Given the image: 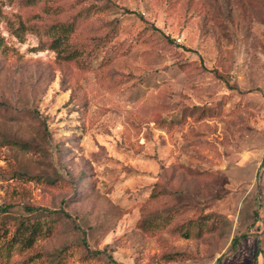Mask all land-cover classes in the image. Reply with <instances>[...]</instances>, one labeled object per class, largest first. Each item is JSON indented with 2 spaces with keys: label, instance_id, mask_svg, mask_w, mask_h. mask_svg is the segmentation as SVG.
<instances>
[{
  "label": "rangeland",
  "instance_id": "374dc122",
  "mask_svg": "<svg viewBox=\"0 0 264 264\" xmlns=\"http://www.w3.org/2000/svg\"><path fill=\"white\" fill-rule=\"evenodd\" d=\"M263 156L264 0H0V264H264Z\"/></svg>",
  "mask_w": 264,
  "mask_h": 264
},
{
  "label": "trees",
  "instance_id": "16d2710c",
  "mask_svg": "<svg viewBox=\"0 0 264 264\" xmlns=\"http://www.w3.org/2000/svg\"><path fill=\"white\" fill-rule=\"evenodd\" d=\"M73 23H57V25H54V29L56 30L58 36L55 38V41H58L60 43V40L66 41L68 38V35L73 30ZM66 44V42H65ZM76 53V51H72ZM71 54H68V56ZM264 163V156L261 161V165ZM12 169H14V172H16L15 165H11ZM154 194H150L149 197L153 196ZM33 209V208H30ZM48 212H53L50 210H46ZM57 213V212H55ZM208 217L209 216H202L201 219L197 220L196 222L189 220L186 222V225L184 226L186 232L184 234L185 238H189L190 234L192 232H188V229H191L194 227V230L197 231V233H201L203 230H205L208 226ZM171 222V218L168 215H155L152 220H149L146 224H144L142 227L144 230L148 231H156L165 228L169 225ZM51 229V222L48 221L47 216L44 217H34L32 219L27 220H20L17 222V225L15 226L14 232L12 236L8 239L0 240V259L4 262H8V260L11 258V254L13 251L18 250L25 253H29L33 250L35 246V241L43 237L46 232H48ZM245 234H241L240 236L234 237L231 243V247L234 250L239 243V240L244 238ZM232 252V250H231ZM176 255V254H175ZM174 256H168L170 259H174ZM32 255L30 257H26L21 264H31L32 263ZM218 262H220V259H218Z\"/></svg>",
  "mask_w": 264,
  "mask_h": 264
}]
</instances>
